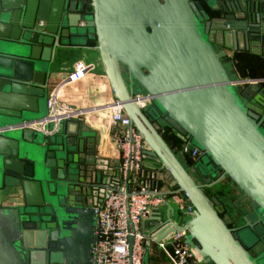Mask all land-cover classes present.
<instances>
[{
    "label": "water",
    "instance_id": "1",
    "mask_svg": "<svg viewBox=\"0 0 264 264\" xmlns=\"http://www.w3.org/2000/svg\"><path fill=\"white\" fill-rule=\"evenodd\" d=\"M66 49L98 52L145 157L193 209L182 223L170 203L166 217L153 209L148 242L184 232L207 264H264V78L225 64L264 55V0H0V264H95V206L116 174L100 132L84 116L32 127L49 116ZM165 125L200 151L194 165ZM225 178L249 199L241 221L208 191ZM14 186L22 203L7 205Z\"/></svg>",
    "mask_w": 264,
    "mask_h": 264
},
{
    "label": "built area",
    "instance_id": "2",
    "mask_svg": "<svg viewBox=\"0 0 264 264\" xmlns=\"http://www.w3.org/2000/svg\"><path fill=\"white\" fill-rule=\"evenodd\" d=\"M89 71L90 66L85 60L78 61L74 70L67 73L66 78L57 86L51 88L48 100L49 116L35 122L32 127L43 130L49 122L57 123L63 118L106 112L110 137L116 146V154L110 160L116 174L111 179L110 187L97 209L95 264H144V256L149 245L144 223L149 219L153 209L159 208L164 217L167 204L170 203L175 209V214L178 213L183 219L182 222L193 216V209L186 195L173 193L175 187L165 179L164 172L145 157L144 151L148 146L132 126L121 104L115 103L113 99L96 106L74 107L62 99L63 83L83 78ZM149 103L143 102L142 105L146 107ZM64 110L66 112L73 110L76 114L71 116L63 112ZM182 154H190L196 159L200 156V151L186 144ZM148 192L165 195L153 196ZM163 208L166 210L163 211ZM130 237H133L132 246ZM156 245L167 255L171 264H207L197 250L187 242L184 232L164 239Z\"/></svg>",
    "mask_w": 264,
    "mask_h": 264
},
{
    "label": "crops",
    "instance_id": "3",
    "mask_svg": "<svg viewBox=\"0 0 264 264\" xmlns=\"http://www.w3.org/2000/svg\"><path fill=\"white\" fill-rule=\"evenodd\" d=\"M80 60H85L89 64L90 71L83 78L76 81L67 80L64 82L62 85V99L74 107L96 106L113 100V93L104 74L98 52L93 49H66L62 51L56 64V70L60 72V75L54 78V83L59 84L62 82L61 75H67V73L72 72L75 64ZM225 64L234 79L244 75L251 78H264V55L262 53L252 51L231 52L225 59ZM69 112L76 113L73 110ZM77 114L79 115V113ZM105 114L106 112L104 111L93 112L84 117L86 123L97 129V132H100L99 153L111 160L116 154V146L111 140ZM10 197L11 194L8 193L5 200L7 205H15L22 202V197H13L11 200ZM147 263L171 264L169 258L157 247L155 242L149 248Z\"/></svg>",
    "mask_w": 264,
    "mask_h": 264
},
{
    "label": "rangeland",
    "instance_id": "4",
    "mask_svg": "<svg viewBox=\"0 0 264 264\" xmlns=\"http://www.w3.org/2000/svg\"><path fill=\"white\" fill-rule=\"evenodd\" d=\"M55 86H57V83H54L52 85V88H54ZM184 155L185 154H182L181 157H183L185 160ZM8 190V193L11 194L10 200L13 197H23L20 186L10 187ZM211 191L213 195H217L218 197H220V199L224 201L227 206H229L231 212L235 213L237 217H240L241 214L247 211L249 199L242 194L240 189L229 178H225L221 183L213 187ZM165 210L166 209L163 208V211ZM164 217H166V215ZM174 219L179 223L183 221L178 213L174 215Z\"/></svg>",
    "mask_w": 264,
    "mask_h": 264
},
{
    "label": "trees",
    "instance_id": "5",
    "mask_svg": "<svg viewBox=\"0 0 264 264\" xmlns=\"http://www.w3.org/2000/svg\"><path fill=\"white\" fill-rule=\"evenodd\" d=\"M241 68V66H240ZM243 78H251V77H248V76H242ZM162 133H163V136L165 138V140L168 142V144L172 147V149L180 156L182 155V150L184 148V146L187 144V146L189 147H192L190 146L187 142L183 141L181 138H179L175 132L173 131V129L171 128L170 125H165L164 128H162ZM185 160L183 157V160L184 162L188 165V166H192L196 163V161L199 159L196 158V159H193L190 154H185ZM154 245L153 242L149 243L148 245V249L150 247H152ZM164 253V252H163ZM167 256V255H166Z\"/></svg>",
    "mask_w": 264,
    "mask_h": 264
},
{
    "label": "flooded vegetation",
    "instance_id": "6",
    "mask_svg": "<svg viewBox=\"0 0 264 264\" xmlns=\"http://www.w3.org/2000/svg\"><path fill=\"white\" fill-rule=\"evenodd\" d=\"M87 12H88V13L91 12V7H87ZM91 43H92V42H91ZM110 167H114L113 164L111 163V161H110ZM115 173H116V171H115V168H114V174H115ZM112 178H113V177H112ZM100 190H101V188H97V187H93V188H92V192L100 191ZM211 190H212V188H211V189H208L209 193H210L211 195H213V193H211V192H212ZM106 192H107V189H106V191H105L103 197H100V196L98 197V203H97V205L95 206L96 209H98L99 204L103 201ZM215 196H216L218 199H220V197H218L217 195H215ZM16 198H17V197H16ZM220 200H221V199H220ZM223 202H224V201H223ZM21 203H22V202H21ZM21 203H19V204H21ZM224 203H225V202H224ZM19 204H15V205H19ZM11 206H14V205H11ZM226 206H227V204H226ZM227 208H228L229 212H231V210L229 209V206H227ZM247 212H249V204H248V209H247V211H246L245 213L241 214V216L239 217L240 221H241V219H242V215L246 214ZM231 213H233V212H231ZM233 214H234V213H233Z\"/></svg>",
    "mask_w": 264,
    "mask_h": 264
},
{
    "label": "bare ground",
    "instance_id": "7",
    "mask_svg": "<svg viewBox=\"0 0 264 264\" xmlns=\"http://www.w3.org/2000/svg\"><path fill=\"white\" fill-rule=\"evenodd\" d=\"M144 101H142V103H143ZM63 112H65V113H69L71 116H73V115H75L76 113H71V112H66V110H64ZM61 116H62V114H60Z\"/></svg>",
    "mask_w": 264,
    "mask_h": 264
}]
</instances>
